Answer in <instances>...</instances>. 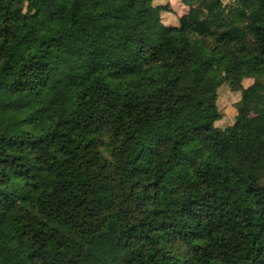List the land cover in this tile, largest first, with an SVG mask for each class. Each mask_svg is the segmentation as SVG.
Returning <instances> with one entry per match:
<instances>
[{"label":"trees","instance_id":"trees-1","mask_svg":"<svg viewBox=\"0 0 264 264\" xmlns=\"http://www.w3.org/2000/svg\"><path fill=\"white\" fill-rule=\"evenodd\" d=\"M94 1L0 0V264H264V0Z\"/></svg>","mask_w":264,"mask_h":264},{"label":"rangeland","instance_id":"rangeland-1","mask_svg":"<svg viewBox=\"0 0 264 264\" xmlns=\"http://www.w3.org/2000/svg\"><path fill=\"white\" fill-rule=\"evenodd\" d=\"M90 2L94 3V0H89ZM256 1V0H252ZM155 4H163L170 7L168 10L162 11L163 21L165 24H179V17L186 12H188L189 8L184 4L183 0H154ZM5 2H0V11L4 8ZM94 30L97 29V25L94 23L92 24ZM163 31V30H162ZM104 38L110 40V35H104ZM160 35L158 32H150V45L155 46L159 41ZM82 44V50H80V53L78 57L80 56V59L87 61L91 58V56L94 54V51L88 50L86 47H84V43ZM105 55L109 54V51H102ZM122 58V61L128 64H133L135 62L136 57L135 56H127V57H120ZM111 59V58H110ZM245 85L249 86L252 85V88L256 91H264V76L254 81L253 80H247L245 81ZM241 97L240 91L232 90L228 84H224L219 88V95L217 99V112L213 115V118L215 120V124L218 127L225 128L235 121V117L237 115V102L239 101ZM236 138H243V134L239 131H236L233 133ZM201 156L207 157L209 156L208 151L200 152ZM232 160L237 162V159L234 154H232Z\"/></svg>","mask_w":264,"mask_h":264},{"label":"crops","instance_id":"crops-1","mask_svg":"<svg viewBox=\"0 0 264 264\" xmlns=\"http://www.w3.org/2000/svg\"><path fill=\"white\" fill-rule=\"evenodd\" d=\"M156 5H159V4H156ZM175 25H177V23H175Z\"/></svg>","mask_w":264,"mask_h":264}]
</instances>
